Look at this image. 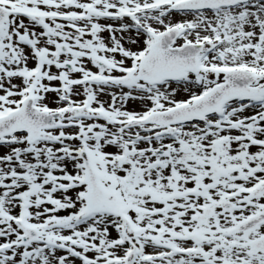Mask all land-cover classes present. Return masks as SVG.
<instances>
[{
	"label": "snow or ice",
	"instance_id": "1",
	"mask_svg": "<svg viewBox=\"0 0 264 264\" xmlns=\"http://www.w3.org/2000/svg\"><path fill=\"white\" fill-rule=\"evenodd\" d=\"M0 264H264V0H0Z\"/></svg>",
	"mask_w": 264,
	"mask_h": 264
}]
</instances>
